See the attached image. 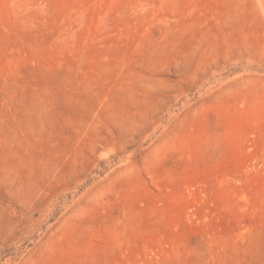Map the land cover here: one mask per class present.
Returning <instances> with one entry per match:
<instances>
[{
    "label": "rangeland",
    "instance_id": "obj_1",
    "mask_svg": "<svg viewBox=\"0 0 264 264\" xmlns=\"http://www.w3.org/2000/svg\"><path fill=\"white\" fill-rule=\"evenodd\" d=\"M0 264H264V0H0Z\"/></svg>",
    "mask_w": 264,
    "mask_h": 264
}]
</instances>
